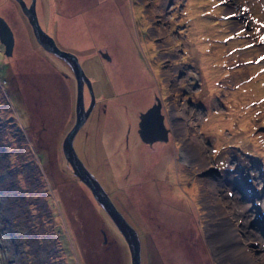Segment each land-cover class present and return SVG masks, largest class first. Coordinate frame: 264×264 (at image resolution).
<instances>
[{
  "label": "rangeland",
  "instance_id": "rangeland-1",
  "mask_svg": "<svg viewBox=\"0 0 264 264\" xmlns=\"http://www.w3.org/2000/svg\"><path fill=\"white\" fill-rule=\"evenodd\" d=\"M36 11L92 82L74 146L138 230L141 264H264V0H36ZM0 14L14 33L10 54L0 41V264H131L63 152L76 94L66 61L19 2L0 0ZM154 97L169 131L151 146L137 119ZM228 224L242 245L227 247Z\"/></svg>",
  "mask_w": 264,
  "mask_h": 264
},
{
  "label": "water",
  "instance_id": "water-1",
  "mask_svg": "<svg viewBox=\"0 0 264 264\" xmlns=\"http://www.w3.org/2000/svg\"><path fill=\"white\" fill-rule=\"evenodd\" d=\"M17 1L23 12L26 14L38 42L47 50L54 52L63 58L70 65L77 79L76 119L64 136L62 143L63 152L72 165L74 174L91 189L97 202L108 213L109 217L125 238L131 255V264H141L142 247L141 237L138 230L127 219L121 209H119L107 189L80 157L74 146V135L86 119L89 110L93 105L94 93L91 80L84 71L77 54L71 50L61 48L55 41V38L41 26L36 11V0H30L29 3H27L26 0ZM0 41L4 44L5 53L10 54L14 44V33L8 21L1 14ZM102 53L106 57H110L107 51H102ZM84 82H86L91 95V101L87 107H85L83 98ZM156 99L157 100L151 105L139 112L137 130L144 141L149 143L155 140H166L168 138L169 128L164 121V112L161 110V101L158 97H156Z\"/></svg>",
  "mask_w": 264,
  "mask_h": 264
},
{
  "label": "flooded vegetation",
  "instance_id": "flooded-vegetation-1",
  "mask_svg": "<svg viewBox=\"0 0 264 264\" xmlns=\"http://www.w3.org/2000/svg\"><path fill=\"white\" fill-rule=\"evenodd\" d=\"M17 1V0H16ZM18 2V1H17ZM54 56H55V58L56 59H59V57H57V55L56 54H54ZM64 61V60H63ZM65 62V61H64ZM65 64L67 65V69H69L71 72H70V76L73 78V81H74V89H75V92H76V94H75V99H74V106H75V109H74V119H73V121H72V124L70 125V127L73 125V123H74V121H75V119H76V96H77V81H76V78H75V76H74V74H73V72H72V70H71V68H70V66L68 65V63L67 62H65ZM67 72H65L64 71V74H66ZM73 74V75H72ZM92 83V82H91ZM92 88H93V93H94V101H93V105L91 106V108H90V110H89V113H88V115H87V117H86V119L84 120V122L80 125V127L78 128V130H77V132L82 128V126L83 125H85V123H86V121H87V119H88V116L91 114V112L93 111V109H94V106H95V104H96V95H95V92H94V87L92 86ZM83 98H84V104H85V107H87L88 105H89V103H90V101H91V95H90V91H89V88H88V86H87V84H83ZM157 99L154 97V101H156ZM153 101V102H154ZM152 102V103H153ZM149 106V105H148ZM162 108V107H161ZM138 120H139V113H138V119H137V124H138ZM129 125V124H128ZM70 127H69V129H70ZM129 128V127H128ZM68 129V130H69ZM128 131H129V129H128ZM128 131L126 132V137L128 136ZM67 133V132H66ZM76 135V134H75ZM156 141V140H155ZM160 141V140H159ZM154 141H152L150 144H152ZM149 142H147V144H148Z\"/></svg>",
  "mask_w": 264,
  "mask_h": 264
},
{
  "label": "bare ground",
  "instance_id": "bare-ground-1",
  "mask_svg": "<svg viewBox=\"0 0 264 264\" xmlns=\"http://www.w3.org/2000/svg\"><path fill=\"white\" fill-rule=\"evenodd\" d=\"M121 161V160H120ZM122 161H123V159H122ZM97 176V175H96ZM103 184V183H102ZM211 185V184H210ZM105 187V186H104ZM108 191V190H107ZM109 192V191H108ZM110 194V193H109ZM110 196H111V194H110ZM229 219V218H228ZM229 222H231V221H229ZM225 224V223H224ZM223 226H227L226 227V229H227V231H229L228 229H232L231 228V226L228 224V225H223ZM216 227H218V226H216ZM223 228V227H222ZM219 228H215V233H214V231L212 232V235H211V237L212 236H214V238L216 237V233L218 234V232H219V230H218ZM222 231V230H221ZM224 231V230H223ZM230 232V234H229V236H228V239H227V247H231L232 245V241L233 240H235L236 239V241L239 243V244H241L242 245V243H240V241H241V238L237 235V234H234L233 233V229L231 230V231H229ZM221 233V232H220ZM219 233V234H220ZM223 234H226V233H223ZM233 234V235H232ZM220 236V235H219ZM218 237V236H217ZM224 237H225V235H224ZM227 237V236H226ZM213 238V237H212ZM220 238H223V237H220ZM222 240V239H221ZM223 242V241H222ZM234 242V241H233ZM218 243V242H217ZM239 245H236L235 244V246L234 247H236V248H239V249H243L242 251L243 252H245V255L247 256V257H250V258H252V259H250V258H248L249 260H250V262L251 261H253L254 259L257 261V257H255L253 254H251V251H249L248 249L246 250V244H245V246H242V247H238ZM250 254V255H249ZM246 261H247V259H246ZM263 264V263H262Z\"/></svg>",
  "mask_w": 264,
  "mask_h": 264
},
{
  "label": "trees",
  "instance_id": "trees-1",
  "mask_svg": "<svg viewBox=\"0 0 264 264\" xmlns=\"http://www.w3.org/2000/svg\"><path fill=\"white\" fill-rule=\"evenodd\" d=\"M92 136V135H91ZM96 139H97V137H96ZM161 141V140H160ZM127 146V145H126ZM142 146V145H141ZM145 146V145H144ZM151 146H153L152 144H151ZM146 147V146H145ZM148 147V146H147ZM106 162H108L107 160H105V165H107L106 164ZM95 165V167H97L98 169H97V171L93 168V167H90L96 174H97V176L100 178V179H102L104 182H105V184L106 185H104L105 186V188L106 189H108L109 190V192H110V194H111V192H112V189H111V187H110V185H109V182H107V179H106V177H105V173L101 170V167L99 166H97L96 164H94ZM110 165V164H109ZM99 174H98V173ZM108 172H110L109 170L107 171V173ZM77 177V176H76ZM104 177V178H103ZM128 176H126V178H127ZM78 178V177H77ZM68 189V191H69V193H73V190H75V188H67ZM111 197H112V194H111ZM184 199H186L185 197H183ZM112 199H113V201L115 202V198L114 197H112ZM116 203V202H115ZM116 205H117V203H116ZM123 212V211H122ZM124 213V212H123ZM125 214V213H124ZM126 216V215H125Z\"/></svg>",
  "mask_w": 264,
  "mask_h": 264
},
{
  "label": "snow or ice",
  "instance_id": "snow-or-ice-1",
  "mask_svg": "<svg viewBox=\"0 0 264 264\" xmlns=\"http://www.w3.org/2000/svg\"><path fill=\"white\" fill-rule=\"evenodd\" d=\"M261 40H264V37H261ZM261 59H264V57H261Z\"/></svg>",
  "mask_w": 264,
  "mask_h": 264
}]
</instances>
